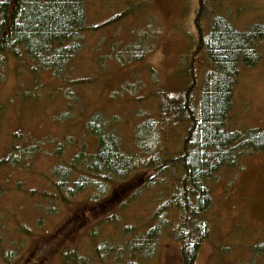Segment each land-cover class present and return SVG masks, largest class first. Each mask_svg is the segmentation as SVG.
<instances>
[{
  "label": "rangeland",
  "instance_id": "374dc122",
  "mask_svg": "<svg viewBox=\"0 0 264 264\" xmlns=\"http://www.w3.org/2000/svg\"><path fill=\"white\" fill-rule=\"evenodd\" d=\"M198 4L199 0H86L89 23L103 22L114 12L126 13L115 24L86 33L65 78L24 55H4L0 160L8 162L0 165V264H107L93 254L89 233L95 230L98 241H103L121 225L134 222L142 227L150 218L157 186L143 190L123 209L118 206L131 195L134 182L143 176L140 172L129 184L113 182L99 192L87 188L55 204V212L40 221L33 208L36 193L31 191L47 188L46 176L57 160V147L64 149L66 158L82 144L93 145V138L83 129L92 113L99 112L105 120L114 118L113 126L127 141L138 119L131 112L153 110L148 106L152 89L181 93L189 84L190 70L196 78L191 93L199 90L208 63L202 51L196 50ZM205 5L237 29L264 22V0H205ZM208 16L205 12L200 16L202 25ZM135 38L142 50L139 61L130 59L132 49L122 50L131 47ZM121 53L126 58L121 59ZM137 97L143 101L133 102ZM231 113L237 125L231 126L264 129V58L254 66H239ZM176 128L174 136L167 138L170 145L180 140ZM12 145L20 150L12 152ZM11 156L18 157V162ZM210 193L206 213L210 233L193 264H264V255L253 249L264 243V151L244 153L237 166L222 168L210 183ZM109 217L116 221L107 223ZM26 226L29 235L20 229ZM153 245L151 264H182L180 244L166 230Z\"/></svg>",
  "mask_w": 264,
  "mask_h": 264
},
{
  "label": "trees",
  "instance_id": "16d2710c",
  "mask_svg": "<svg viewBox=\"0 0 264 264\" xmlns=\"http://www.w3.org/2000/svg\"><path fill=\"white\" fill-rule=\"evenodd\" d=\"M204 12L209 16L202 25L200 16ZM115 13L103 22L89 23L86 0H0V79L3 57L8 53L24 55L53 75L65 78L84 45L86 33L115 24L126 10ZM194 23L198 29L196 50L202 51L208 63L199 90L191 93L196 78L190 70L189 84L181 93L171 95L160 87L152 89L148 106L153 110L131 112V117L138 119L127 141L113 126L117 122L114 118L106 121L99 112L92 113L83 129L93 138V145L82 144L66 158L64 149L57 147V160L46 176L47 188L31 191L36 193L33 208L40 221L43 215L55 212V204L67 202L87 188L99 192L113 182L129 184L137 172L143 176L134 182L135 188L118 204L119 209L143 190L157 186L150 218L142 227L128 222L103 241H98L95 230L89 233L93 254L103 257V262L109 261L107 264H151L153 240L163 230L179 242L182 264H193L199 246L210 233L206 217L211 205L210 183L222 168L237 166L244 153L264 151V129L234 127L237 125L231 113L239 66H254L264 58V22L237 29L226 17L207 11L205 0H199ZM134 40L131 47L122 50L132 49L130 59L139 61L140 40ZM121 54V59L126 58ZM139 101L143 98H133V102ZM175 127L180 140L170 145L167 140L174 136ZM11 150L20 148L12 145ZM18 157L10 159L18 162ZM6 162L7 158L2 159L0 165ZM114 221L106 219L107 223ZM20 229L30 233L27 226ZM253 249L264 255V243Z\"/></svg>",
  "mask_w": 264,
  "mask_h": 264
},
{
  "label": "flooded vegetation",
  "instance_id": "af4514ba",
  "mask_svg": "<svg viewBox=\"0 0 264 264\" xmlns=\"http://www.w3.org/2000/svg\"><path fill=\"white\" fill-rule=\"evenodd\" d=\"M35 253H37V252H35Z\"/></svg>",
  "mask_w": 264,
  "mask_h": 264
}]
</instances>
